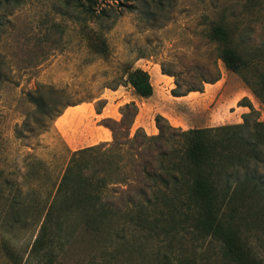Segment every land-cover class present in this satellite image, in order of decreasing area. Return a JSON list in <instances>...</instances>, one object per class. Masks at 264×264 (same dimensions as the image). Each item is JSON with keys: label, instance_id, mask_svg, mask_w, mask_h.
<instances>
[{"label": "rangeland", "instance_id": "rangeland-1", "mask_svg": "<svg viewBox=\"0 0 264 264\" xmlns=\"http://www.w3.org/2000/svg\"><path fill=\"white\" fill-rule=\"evenodd\" d=\"M220 19L230 24L240 52L255 46L264 49V0H11L0 8V264H91L102 257L117 264H149L169 244L167 239L171 251L184 258L200 246L186 223L170 238V228L160 222L158 228L169 229L167 235L158 229L155 233L129 229L124 247L112 253L114 241L74 219L68 231L63 227L69 236L61 251L53 250L47 261L29 254L73 152L54 129L55 123L75 131L73 124L58 125L68 107L78 105L84 112L91 108L102 114L97 122L110 133L108 142L89 145L82 140L80 149L110 145L114 133L118 141L131 139L137 129L140 135H157V108L184 122L182 127L165 119L171 127L198 129L185 127L194 113L171 101L175 82L180 91L209 89L214 83L220 87L201 111L205 118L213 116V125L205 128L241 123V115L231 111L245 98L243 89L257 119L264 121V106L217 59L216 45L207 37L209 25ZM129 68L147 73L150 99L133 94L125 81ZM163 81L167 88L171 85L168 92ZM39 85L54 90L44 94L48 108L42 114L31 103V93ZM198 98L197 93L190 94L186 102L193 104ZM126 104H133L135 112L125 109ZM138 106L144 128L129 130L125 137ZM90 166L107 169L97 156ZM121 166L117 158L108 166L113 182L125 176ZM125 179L105 191L104 199L113 208H122L137 189L139 178L127 173ZM246 233L235 258L221 253L214 240L201 244L199 264H248L252 258L264 263V232ZM196 254L197 259L200 253Z\"/></svg>", "mask_w": 264, "mask_h": 264}, {"label": "trees", "instance_id": "trees-1", "mask_svg": "<svg viewBox=\"0 0 264 264\" xmlns=\"http://www.w3.org/2000/svg\"><path fill=\"white\" fill-rule=\"evenodd\" d=\"M9 1L0 0V8ZM80 5L81 2L78 7ZM233 34L230 24L222 19L211 23L207 31L208 39L216 45L217 59L228 71L238 75L264 106V49L255 46L240 52ZM126 77L136 97L151 96L152 88L145 71L129 68ZM47 91L54 93L43 85L31 93V103L40 114L48 108L43 98ZM190 91H180L175 82V88L169 93L179 97ZM237 106L248 109L240 116L239 124L182 131L155 115L158 129L155 136L140 135L137 129L131 139L118 141L114 133L110 145L71 152L31 243L30 256L47 261L53 250L61 251L69 236L63 227L68 231L70 222L78 219L93 232L114 241L112 253L117 254L124 247L129 229L142 228L153 233L158 229L167 235L169 229L158 228L160 222L170 228V238L176 227L183 230L182 225L186 223L192 239L200 242V246H196L200 250L193 248L192 254L184 258L181 253L171 251V239H167L169 244L166 243L165 249L149 264L202 263L204 248L201 244L209 240L219 244L221 253L235 258L244 232H264V121L257 119V112L246 98L240 99ZM130 107L135 112L133 104L124 106L125 109ZM96 156L103 159L107 169L97 171L90 166ZM116 158L122 162L121 172L125 176L113 182V172L108 166ZM99 172L102 173L99 175ZM127 173L139 178L137 189L122 208H113L104 199L105 191L111 184L125 182ZM107 228L110 231L106 232ZM196 252L200 253L197 259ZM93 263L117 264L104 257ZM248 264L264 263L252 258Z\"/></svg>", "mask_w": 264, "mask_h": 264}, {"label": "crops", "instance_id": "crops-1", "mask_svg": "<svg viewBox=\"0 0 264 264\" xmlns=\"http://www.w3.org/2000/svg\"><path fill=\"white\" fill-rule=\"evenodd\" d=\"M163 83L165 84L164 81ZM165 85H164V89H166L168 92L171 89V85H168V88H167V84ZM216 85L217 83L211 84L209 89L204 87L203 90L201 91H190L184 96H179V97L171 96V98L173 99L171 100L173 104L186 105V108L189 111H192L194 113V119L191 121V123L186 124L185 127L205 128V127H211L213 125L212 124L213 116L211 117V119L205 118L201 114V111L207 108L206 104L212 101L215 98L216 94L219 92L220 87ZM162 88L163 86H161V89ZM194 93L198 94V97H199L198 100L193 104L187 103L186 99L188 98V96ZM150 97H148L147 99H150ZM241 97H245L249 100V96L246 90L244 89L242 90ZM249 101L250 103H252L251 100ZM252 105L254 106L253 103ZM79 107L80 106L78 105L68 107L69 109L68 112L65 115V111H64V113L60 115V118L62 117V119H60L58 123V125L63 122H66V124L68 123L73 124L76 127L75 131L73 132L70 131L69 130L70 127H67L66 125H61V127L57 125L55 126V123H54V129L57 131L59 136L62 138L65 145L70 150L74 151V150H77L83 147L82 140L88 141L89 145L108 142L110 139L109 131L97 122L98 121L97 118H102V114L94 112L91 108H87L84 112ZM230 107L231 106H229L228 109H231ZM157 111L161 117H164V119H166L170 123V125H173L172 124V121H173L183 127L184 122L181 121L182 119L176 118L174 115H171L170 112H167L165 110H160L157 108ZM247 111L248 109L246 107L236 106L234 110L231 111V114H238L240 116L246 113ZM140 112H141V108L138 106V114L134 115L133 117L134 121L132 119L129 130H133L138 126L139 127L141 126L142 128H144L140 124V121H139ZM63 114L65 116H63Z\"/></svg>", "mask_w": 264, "mask_h": 264}]
</instances>
